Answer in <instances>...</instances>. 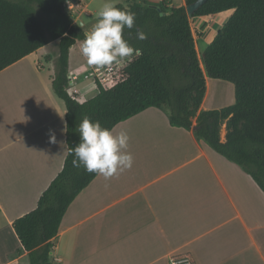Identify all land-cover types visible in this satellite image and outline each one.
Masks as SVG:
<instances>
[{
  "label": "crops",
  "instance_id": "0c3cea01",
  "mask_svg": "<svg viewBox=\"0 0 264 264\" xmlns=\"http://www.w3.org/2000/svg\"><path fill=\"white\" fill-rule=\"evenodd\" d=\"M68 1L87 12V3ZM231 13L215 15L224 23ZM55 42L0 71V264H28L12 222L36 207L67 155L66 106L51 86ZM81 42L69 48L66 88L79 102L97 93ZM41 57L52 62L50 74ZM79 70L84 82L74 87ZM209 80L203 110L216 102ZM112 129L127 130L133 166L108 180L96 175L69 204L54 239V264H168L180 254L195 264H264V192L249 175L191 130L170 126L158 108Z\"/></svg>",
  "mask_w": 264,
  "mask_h": 264
},
{
  "label": "trees",
  "instance_id": "16d2710c",
  "mask_svg": "<svg viewBox=\"0 0 264 264\" xmlns=\"http://www.w3.org/2000/svg\"><path fill=\"white\" fill-rule=\"evenodd\" d=\"M115 5L136 14L135 27L125 28L123 36L142 55L127 60L106 83L95 79L97 93L79 102L66 89L68 55L77 40L83 41L85 31L66 0H0V71L56 41L51 86L66 106L63 167L41 193L36 207L12 222L28 264H54L51 251L61 218L96 177L74 167L73 156L68 154L79 142L75 126L84 116L112 129L149 107L158 108L170 126L191 130L197 140L239 167L264 192V0H206L191 17L233 11L200 57L184 6L162 9L166 14L161 15L157 7L145 3ZM137 30L147 38L138 40ZM205 76L230 83L233 102L201 109Z\"/></svg>",
  "mask_w": 264,
  "mask_h": 264
},
{
  "label": "clouds",
  "instance_id": "9594fccd",
  "mask_svg": "<svg viewBox=\"0 0 264 264\" xmlns=\"http://www.w3.org/2000/svg\"><path fill=\"white\" fill-rule=\"evenodd\" d=\"M136 14L131 10L116 7L111 0H106L96 13V22L89 31L84 32L80 44V54L90 66L108 67L125 59L142 55V50L134 48L123 36L125 28L135 27ZM82 28V24H79ZM138 40L147 38L142 30H137ZM79 134V142L69 148L68 154L73 156V166L82 167L88 173L101 175L105 180L130 169L134 163L133 155L127 151L129 135L127 130L115 132L105 128L98 120L84 116L75 126ZM55 142V135L50 136ZM178 264H191L185 257Z\"/></svg>",
  "mask_w": 264,
  "mask_h": 264
},
{
  "label": "rangeland",
  "instance_id": "374dc122",
  "mask_svg": "<svg viewBox=\"0 0 264 264\" xmlns=\"http://www.w3.org/2000/svg\"><path fill=\"white\" fill-rule=\"evenodd\" d=\"M70 1L75 3L77 0H70ZM80 1L88 4L87 12L83 13L82 15L80 14V11H82L83 9L82 6L84 5V4H80L79 8L73 11V15L75 17V20H81L84 23V30L89 31L96 22V13L99 7L102 6V4L106 2V0H80ZM111 2L117 4L119 2H122V0H111ZM173 2L175 6H179L181 5L182 0H173ZM229 12L231 13L232 10H229ZM220 17H223V15H218V17L216 15L205 16V17L204 16L189 17V23L195 41L198 57H200L201 51L205 48L207 43H209L212 40L216 31L223 25L222 22L224 21L225 18L223 20H220ZM74 52L78 53V51L75 50ZM74 61L75 58H73L71 61V68L74 66ZM40 62L44 65L45 74H50L51 71L53 70L52 62L47 61V58L45 57H41ZM123 65H124V61H121L119 63H115L113 65V68L119 69ZM201 67H202V63H201ZM77 73L80 79L74 83V87H80L81 85H83L84 82L82 77L83 76L82 70H79ZM92 78L96 79L94 76H92ZM85 81L91 82V79H87ZM209 83L211 84L212 87L211 94L216 100V102H214L213 105L211 106L213 109L220 108L232 103L234 92H233V86L230 83L217 79H210ZM223 91H225V95L228 93V96L226 95L227 97L224 99L222 96ZM94 93L95 90L86 93L85 96L90 97ZM208 98H209V94L206 96V100ZM223 132H225L224 128L221 129V133Z\"/></svg>",
  "mask_w": 264,
  "mask_h": 264
},
{
  "label": "built area",
  "instance_id": "2783aa9c",
  "mask_svg": "<svg viewBox=\"0 0 264 264\" xmlns=\"http://www.w3.org/2000/svg\"><path fill=\"white\" fill-rule=\"evenodd\" d=\"M122 2L124 3L126 2L145 3V4L155 6L161 10L162 9L167 10L172 7H177L175 6L173 0H122ZM66 6L71 12H73L77 10V8H79L80 4L79 3L71 4L68 0H66ZM117 70L118 68H113V66L111 68H108V67L101 68V67L93 66L90 76H94L98 82L103 84L109 81L112 78V76L116 74ZM185 257H189L191 259V264H195L192 257L188 254H180L176 256H171L169 258L168 264H178V262L183 260Z\"/></svg>",
  "mask_w": 264,
  "mask_h": 264
},
{
  "label": "water",
  "instance_id": "95a60500",
  "mask_svg": "<svg viewBox=\"0 0 264 264\" xmlns=\"http://www.w3.org/2000/svg\"><path fill=\"white\" fill-rule=\"evenodd\" d=\"M206 0H195L194 2L190 4L184 5L185 11L187 16L191 17L192 14L205 2ZM158 11L161 15L166 14V12L161 11V9L158 8ZM76 22L79 24H82L80 20H76Z\"/></svg>",
  "mask_w": 264,
  "mask_h": 264
}]
</instances>
